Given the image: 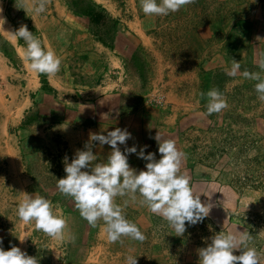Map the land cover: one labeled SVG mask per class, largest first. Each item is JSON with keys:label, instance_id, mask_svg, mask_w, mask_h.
Here are the masks:
<instances>
[{"label": "rangeland", "instance_id": "obj_1", "mask_svg": "<svg viewBox=\"0 0 264 264\" xmlns=\"http://www.w3.org/2000/svg\"><path fill=\"white\" fill-rule=\"evenodd\" d=\"M40 2L0 0V16L5 19L0 25V246L4 250L17 246L36 257L38 264H126L129 256L136 257V264H198L197 250L205 247L211 236L220 231H246L252 237L249 246L255 247L259 264H264V100L258 98L254 89L257 81L241 75L247 70L264 77V69L259 66L264 60V0H188L167 15H146L141 0H42L44 11L37 14L34 7ZM259 23L263 32L252 38L250 34ZM21 25L40 40L43 48H51L61 58L56 74H36L42 89L51 94L53 90L54 98H47V103L38 100L40 108L37 101H32L27 110L28 101L23 98L36 87V80L33 85L30 83L35 73L19 58V48L22 51L25 46L23 39L13 41L2 32L5 26L15 31ZM122 26L147 30L154 52L140 46L127 61L132 53L128 42L123 41L126 47H122L119 56L109 55L108 49L98 46L111 44L114 32ZM200 28L213 33L202 39L209 47L207 53L201 51L202 46L191 51L186 39L189 31ZM223 48L227 55L218 58ZM160 56L172 62L192 56L209 58L195 67L201 100L196 107L191 102L194 108L190 110L200 111L205 123L199 127L189 121L188 128L180 129L181 121L189 119V114L172 116L175 130L169 139L175 141L182 154L180 172L189 177L201 203L212 207L199 222H186L185 232L176 236L166 220L140 202L138 193L117 195L114 203L127 220L137 225L144 239L123 235L109 241L102 219L95 226L90 225L80 216L73 199L57 190L56 179L65 175L63 158L67 156L70 163L75 152L83 150L88 141H79L74 148L71 138L45 114L46 107L56 102L63 110L67 105L76 103L78 107L84 101L90 102L102 93V88L109 89V80L119 76L118 84L129 85L135 95V99L131 96L123 101L126 105L136 106L137 111L144 104L161 108L164 96L152 91L148 83ZM232 60L239 62L240 68L235 75H228L226 69ZM207 62L210 66L204 65ZM47 83L51 85L49 90L44 88ZM209 84L210 90L221 94L222 89L228 88L227 107L211 114L206 112V95H201L207 93L204 89ZM167 116L142 114L141 125L151 127L147 138L138 143L128 139L120 150L136 145L139 151L147 145L145 152H152L159 159L154 137L156 132L158 136L165 135L162 128ZM92 145L93 151L96 141ZM101 157L91 163L106 162L107 158ZM128 163L143 170L147 161L131 153ZM21 192L39 194L51 202L53 213L66 220L64 240L36 229L34 222L25 223L18 218L16 207L23 198ZM240 251L235 249L233 254L239 255Z\"/></svg>", "mask_w": 264, "mask_h": 264}, {"label": "clouds", "instance_id": "obj_2", "mask_svg": "<svg viewBox=\"0 0 264 264\" xmlns=\"http://www.w3.org/2000/svg\"><path fill=\"white\" fill-rule=\"evenodd\" d=\"M187 2L188 0H141V9L146 15H167ZM44 7L41 0L34 7V12L38 14L44 11ZM4 22L5 19L0 16V25ZM5 32L25 42L21 56L29 71L49 75L58 72L61 58L51 48H43L40 40L25 25L15 31ZM259 66L264 69V60L260 61ZM239 68V62L232 60L231 67L226 71L228 75H235ZM241 75L257 81L254 89L258 98L264 100V77L258 72L250 73L247 70ZM201 95L207 97V114L227 107L223 95L216 89ZM107 115L104 114V118ZM130 138L131 133L120 127L113 128L106 135L90 133L84 149L77 150L70 163L67 156L63 158L65 175L56 179L57 190L73 199L80 216L90 225L95 226L97 220L102 219L103 231L109 241H116L123 235L137 240L144 239L137 225L127 220L120 206L114 203L115 196L126 193H138L140 202L166 220L176 236H181L186 230V222L188 225L199 222L208 215L212 205L201 203L199 195L193 192L189 177L180 172L182 154L177 150L174 140L162 139L156 134L154 139L160 154V158L156 159L154 153L145 152L147 145L141 146L139 151L136 145H132L125 147L122 152L117 146L118 143L124 145ZM92 141H98L99 146H110L111 151L106 162L95 165L91 163L96 160ZM131 153L147 161L143 170L129 166L128 154ZM21 193L23 198L16 207L18 218L25 223L34 222L36 229L57 240H64L66 220L53 213L51 202L39 194ZM251 239L246 231H220L210 237V242L205 247L197 250L198 264H259L257 250L249 246ZM235 249L241 250L239 255L233 254ZM0 264H38V260L17 246H11L8 250L0 246ZM126 264H136V257L129 256Z\"/></svg>", "mask_w": 264, "mask_h": 264}, {"label": "crops", "instance_id": "obj_3", "mask_svg": "<svg viewBox=\"0 0 264 264\" xmlns=\"http://www.w3.org/2000/svg\"><path fill=\"white\" fill-rule=\"evenodd\" d=\"M132 23L136 24L135 22ZM135 28L136 29H130L129 27L126 28L122 26L120 29L118 27L113 34L111 44L109 43L111 47L109 45L104 46L105 44H99L98 46L108 49L109 51H107L109 52V55L113 53L119 56L120 51L123 49L122 47H126V43L124 44L123 41L128 42L129 52L132 53L128 56L127 61L131 59L136 48H139L140 46L146 51L154 52L151 41L152 39L150 38L149 34H147V30H138L137 27ZM262 29V23H259L257 30L250 34L252 38H258L263 32ZM206 34L209 36L213 33L212 31H207L201 28L199 30H191L187 33L186 39L189 42L191 51H198L200 46H202L201 51L204 53L208 52L207 49H209V47H206V44H204L202 41ZM16 45H13L15 50ZM18 54L19 53L17 52V57H19ZM225 55H227L226 48H223L218 58L224 59ZM228 55L232 57L230 51L228 52ZM113 57L114 59L118 60V57H115V55ZM19 58H22V56ZM114 59H110V61L114 64H117ZM208 59L204 60L193 58L192 56V58L184 57L172 62L163 56L157 58L158 62L156 65H154L156 70L153 76L148 79V83H150L149 86L152 91L157 90V92H160L164 96V101L161 108L144 104L142 105L141 109L137 111L136 106L126 105L123 101L128 100L131 96H134L133 99H135V95L132 94L131 90L129 91V85H127V87H122V85L118 84L120 77L117 76L109 80L111 82V84L108 85L109 89H107V86L104 87L105 89L102 88V93L97 95V97H92V101H84L81 105H78V107L75 106L76 103L74 105H67L63 110L59 109V105L57 106L55 102V105L52 104L50 108L46 107L48 111L45 114L50 115L49 117H52V121L54 122L52 124H54L56 127H60V129L62 128V131H64L66 135L71 138V142L73 141L71 145H73L76 149L77 146L75 147V145H77L79 141L83 143L89 140L90 133H100L106 135L108 131H111L115 127L127 129V131L131 133V138L129 140L132 143H138L139 139L147 138L146 132L148 133L149 129L151 128L146 124L141 125L140 123L139 117L146 113L151 114V117L153 116L154 118L155 116H159L161 114L168 115L167 120L164 122L167 124L162 128L164 129L162 132H164L163 134L165 135L160 137L162 139H169V135H172L175 130L173 127L174 123L171 119L172 116L175 117L178 115L189 114L190 117H188L189 119L186 120L187 122L185 119L181 121L179 125L180 129H185V127L188 128L187 123H190L191 121L193 124H195V126L199 127L202 125V123H205V116H202L200 111L190 110L196 107V105H198L199 101L201 100L199 99L198 95V84L200 81L195 71V67H197L198 62H206ZM212 59L216 58L213 57ZM186 60H188V62H186ZM191 61L192 63H190ZM23 65L26 67L24 63ZM204 65H208V62ZM153 71L154 70L152 69L151 72ZM35 80L36 87H33L32 91L30 92L27 91L25 93L26 98H23L24 100L28 101V107L26 110L30 108L32 101H37L38 104L36 105H38V108H40V103L38 100H42V103H47V98H54V91L52 90L53 94L48 91H44L42 89L43 84L40 83V78L36 74L35 78H32L30 83L33 85ZM44 86V88L51 87L49 83ZM52 88H55L56 90V87ZM210 88L211 87L209 84L204 90L208 91ZM55 92L57 93V90ZM222 95L225 99L226 95H228V88L222 89ZM191 102L193 103L194 107H192ZM24 113L26 112L23 111V114ZM106 113L108 114L107 118H104V114ZM42 114H44V112H42ZM84 123H87V126H83L85 125ZM89 125H92V127ZM155 134H157V132ZM154 143L157 144L155 139ZM105 145L99 146V142L96 141V146L93 150V153L96 155L97 162L100 155H103L101 158H107V156L110 154V146L105 147ZM117 146L120 148L121 145L118 143ZM130 165L131 163H129V166Z\"/></svg>", "mask_w": 264, "mask_h": 264}, {"label": "bare ground", "instance_id": "obj_4", "mask_svg": "<svg viewBox=\"0 0 264 264\" xmlns=\"http://www.w3.org/2000/svg\"><path fill=\"white\" fill-rule=\"evenodd\" d=\"M97 2H101V0H96ZM5 31H10V28L5 26L2 32L6 34L11 40L15 41V38H13L8 32ZM19 52H21V48H19ZM21 54V53H20ZM1 74H3V71H0Z\"/></svg>", "mask_w": 264, "mask_h": 264}]
</instances>
